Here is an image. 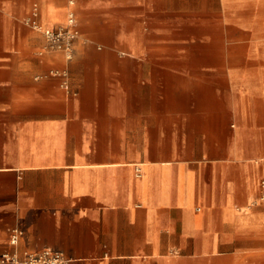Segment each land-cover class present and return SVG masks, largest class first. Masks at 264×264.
Instances as JSON below:
<instances>
[{
    "label": "crops",
    "instance_id": "obj_1",
    "mask_svg": "<svg viewBox=\"0 0 264 264\" xmlns=\"http://www.w3.org/2000/svg\"><path fill=\"white\" fill-rule=\"evenodd\" d=\"M0 0V264H239L264 233V0ZM68 71V88L51 69ZM17 226V244L8 240ZM258 252H256L257 254Z\"/></svg>",
    "mask_w": 264,
    "mask_h": 264
},
{
    "label": "built area",
    "instance_id": "obj_2",
    "mask_svg": "<svg viewBox=\"0 0 264 264\" xmlns=\"http://www.w3.org/2000/svg\"><path fill=\"white\" fill-rule=\"evenodd\" d=\"M69 8L66 11L65 21L57 27H46L41 25L37 19V4L32 5L30 14L24 18V23L30 27L40 30L44 36L45 43L37 52L43 54L45 52L57 51L61 52L66 59L73 56V43L79 34L76 26V14L73 8L75 0H67ZM50 74L59 77V85L68 88V71L65 68L51 69ZM260 197L264 199V176L260 179ZM20 236V229L13 226L9 230L8 240L11 245L17 244ZM2 260L8 264H66L68 257L62 250L44 246L37 250L25 251L22 255L17 252H5L2 254Z\"/></svg>",
    "mask_w": 264,
    "mask_h": 264
},
{
    "label": "rangeland",
    "instance_id": "obj_3",
    "mask_svg": "<svg viewBox=\"0 0 264 264\" xmlns=\"http://www.w3.org/2000/svg\"><path fill=\"white\" fill-rule=\"evenodd\" d=\"M262 178V177H261ZM259 195V193H258ZM236 241L241 245L254 247V251L248 252L247 261L239 264H264V233L257 232L240 236ZM256 252H258L256 254Z\"/></svg>",
    "mask_w": 264,
    "mask_h": 264
},
{
    "label": "bare ground",
    "instance_id": "obj_4",
    "mask_svg": "<svg viewBox=\"0 0 264 264\" xmlns=\"http://www.w3.org/2000/svg\"><path fill=\"white\" fill-rule=\"evenodd\" d=\"M260 194L261 193H259V195H257V199H255L252 202H250V205L257 204L258 202L264 201V199H261Z\"/></svg>",
    "mask_w": 264,
    "mask_h": 264
}]
</instances>
